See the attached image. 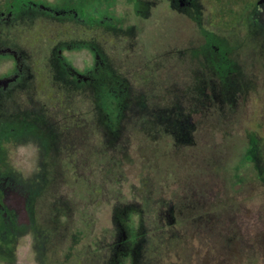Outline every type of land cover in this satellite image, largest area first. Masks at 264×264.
<instances>
[{
    "label": "rangeland",
    "instance_id": "rangeland-1",
    "mask_svg": "<svg viewBox=\"0 0 264 264\" xmlns=\"http://www.w3.org/2000/svg\"><path fill=\"white\" fill-rule=\"evenodd\" d=\"M179 18L185 22L182 39L174 38L169 18L162 31L172 41L148 59L149 66L143 72L124 66L135 78L120 69L137 94L145 86L147 112L120 113L112 145L93 127L90 112L84 147L72 128L80 178L64 171L70 146H55L49 159L38 132L21 127L11 134L0 153V194L10 208L0 209V264H56L80 232L86 244L69 264H105L121 229L143 235L141 264H264V125L239 127L247 89L256 86L257 67L264 71V31L260 43L240 25L211 29L202 39L191 20ZM258 20L264 25L263 16ZM224 39L229 51L219 45ZM71 58L81 69L90 62L83 50ZM74 99L79 109L80 99ZM259 117L264 122V113ZM24 217L30 225L10 219ZM126 261L122 257L120 264Z\"/></svg>",
    "mask_w": 264,
    "mask_h": 264
},
{
    "label": "flooded vegetation",
    "instance_id": "flooded-vegetation-1",
    "mask_svg": "<svg viewBox=\"0 0 264 264\" xmlns=\"http://www.w3.org/2000/svg\"><path fill=\"white\" fill-rule=\"evenodd\" d=\"M122 1L124 6L120 0H0V153L12 141L15 130L31 128L30 131L38 132L37 136L46 140L45 156L49 159L54 157L55 146H70L71 150L65 149L62 157L64 171L80 178L74 156L81 161V151H72V128L79 131L80 142H76L84 147L90 112L94 119L91 124L102 135H108L106 142L112 145L118 139L120 113L147 112L145 86L137 94L131 79L121 70L135 65L143 72L149 66L148 59L161 53L160 46L172 41L162 31L169 18L176 26L177 40L184 37L185 22L180 15L197 26L202 39L216 28L224 30L240 25L260 43V33L264 31L258 20L264 17V0H163L160 9L155 7L159 0L155 4L150 0ZM106 2H111L109 8H105ZM137 17L139 24L135 22ZM249 42L248 36L244 37V47ZM219 45L225 49L227 46V51L231 47L226 39L220 40ZM79 50L86 51L90 58L85 69L74 65L71 58ZM126 71L133 78L138 76ZM254 77L256 86L247 89L249 93L240 108L242 129L264 125L259 117L264 113V71L260 65ZM75 97L80 99L79 109L73 105ZM248 113L256 114V119L246 121L244 116ZM33 200L37 203L35 197ZM0 209L10 211L2 194ZM10 219L17 222L16 226L30 225L25 217ZM33 220L38 224L40 218ZM3 223L8 221L3 219ZM122 230L103 261L120 264L125 257L126 264H141L143 235ZM68 244L56 264H69L86 244V236L80 232ZM48 251L49 248L43 250Z\"/></svg>",
    "mask_w": 264,
    "mask_h": 264
},
{
    "label": "trees",
    "instance_id": "trees-1",
    "mask_svg": "<svg viewBox=\"0 0 264 264\" xmlns=\"http://www.w3.org/2000/svg\"><path fill=\"white\" fill-rule=\"evenodd\" d=\"M251 145H252V144H251V142H250L248 146H250V147H251ZM248 157H249V158H248L249 160H251V159H252V161L254 162V160H255V159H254V158H252V155H249ZM255 167H256L257 169H259V168H258L259 166H258V164H257V163L255 164ZM259 170H260V169H259ZM258 173H259V172H258ZM259 176H260V173L258 174V177H259Z\"/></svg>",
    "mask_w": 264,
    "mask_h": 264
}]
</instances>
